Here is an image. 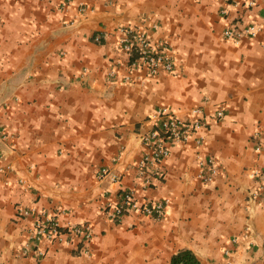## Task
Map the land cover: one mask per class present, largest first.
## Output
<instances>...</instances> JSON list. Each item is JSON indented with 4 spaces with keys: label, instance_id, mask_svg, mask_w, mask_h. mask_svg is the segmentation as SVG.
Instances as JSON below:
<instances>
[{
    "label": "crops",
    "instance_id": "obj_1",
    "mask_svg": "<svg viewBox=\"0 0 264 264\" xmlns=\"http://www.w3.org/2000/svg\"><path fill=\"white\" fill-rule=\"evenodd\" d=\"M78 1L0 0V124L10 133L0 140V264H170L181 249L200 264H264V188L252 176L264 166V0H86L84 12ZM245 24L255 37L222 36ZM120 26L164 41L175 70L140 67L124 81ZM161 105L201 106L209 124L201 145L192 136L171 147L143 189L135 163ZM206 156L219 166L209 184L197 178ZM104 166L116 182L98 177ZM124 190L166 200L161 218L109 217ZM30 205L61 225L90 223L87 252L60 237L24 253L34 217L15 211Z\"/></svg>",
    "mask_w": 264,
    "mask_h": 264
},
{
    "label": "built area",
    "instance_id": "obj_2",
    "mask_svg": "<svg viewBox=\"0 0 264 264\" xmlns=\"http://www.w3.org/2000/svg\"><path fill=\"white\" fill-rule=\"evenodd\" d=\"M59 1L61 6H65L73 0ZM223 1L229 4L232 0ZM245 5L247 7L252 6L254 1L248 0ZM78 10L80 12L88 10L86 0L78 1ZM221 13L225 14L226 8H222ZM152 27L155 28L156 24L153 23ZM116 30L118 33L117 44L128 55L124 81H129L131 78L130 72L140 67L145 68L149 75H156L161 71L173 72L175 70L172 56L164 41L151 40L143 28L135 26H120ZM258 30L259 28L254 24H245L242 27L232 25L225 27L222 36L233 42H238L242 36L255 37ZM94 39L99 40V36H95ZM108 76L114 77L115 70H109ZM205 115L201 106H192L180 111L161 105L152 111L148 116L152 125L151 129L142 135V141L147 147V151L135 163L141 188L146 189L151 186L152 177L156 174L155 168L160 161L169 155L171 147L186 143L192 136H195L194 143L197 146L202 144L203 137L200 132L209 124ZM223 115L224 108L218 107L213 113L212 119L217 121ZM253 135L255 140L254 149L259 151L261 148L259 132L256 131ZM9 137V131L0 124V140L6 142ZM0 156H3L2 153H0ZM218 172L219 166L213 157L206 156L198 159L197 178L203 184L211 183ZM252 176L259 180V187L264 188V166L261 169L254 170ZM98 177H105L111 182L118 180V174L105 166L99 169ZM18 183L22 184L23 180L19 179ZM166 202V200H158L143 203L133 197L131 190H124L120 193L118 202L112 206L108 215L112 219H116L129 211H137L158 220L163 215ZM15 212L17 217L24 215L34 217L29 229L28 239L23 244L24 253L32 249V252L36 255H42L43 251L37 249L36 244L41 241L51 242L60 237H63L65 244L76 245L78 250L84 253L87 252L83 245L90 242L92 238L90 223L68 221L66 224L61 225L54 215L46 213L44 209L37 208L36 205L17 207Z\"/></svg>",
    "mask_w": 264,
    "mask_h": 264
},
{
    "label": "trees",
    "instance_id": "obj_3",
    "mask_svg": "<svg viewBox=\"0 0 264 264\" xmlns=\"http://www.w3.org/2000/svg\"><path fill=\"white\" fill-rule=\"evenodd\" d=\"M134 56V55H133ZM170 264H200L195 254L189 249H181L170 258Z\"/></svg>",
    "mask_w": 264,
    "mask_h": 264
}]
</instances>
